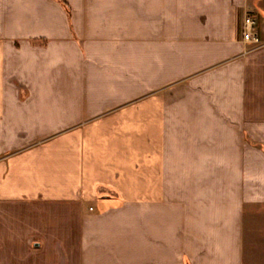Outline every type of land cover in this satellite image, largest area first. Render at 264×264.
<instances>
[{"label":"crops","instance_id":"1","mask_svg":"<svg viewBox=\"0 0 264 264\" xmlns=\"http://www.w3.org/2000/svg\"><path fill=\"white\" fill-rule=\"evenodd\" d=\"M64 2L0 0V264H264V0Z\"/></svg>","mask_w":264,"mask_h":264},{"label":"built area","instance_id":"2","mask_svg":"<svg viewBox=\"0 0 264 264\" xmlns=\"http://www.w3.org/2000/svg\"><path fill=\"white\" fill-rule=\"evenodd\" d=\"M242 25V40L245 43L260 45L261 38L257 29L256 17L252 13L247 12L244 16Z\"/></svg>","mask_w":264,"mask_h":264},{"label":"trees","instance_id":"3","mask_svg":"<svg viewBox=\"0 0 264 264\" xmlns=\"http://www.w3.org/2000/svg\"><path fill=\"white\" fill-rule=\"evenodd\" d=\"M66 8H67V11L69 10V7L67 6V4L64 2V0H59ZM69 13V12H68Z\"/></svg>","mask_w":264,"mask_h":264}]
</instances>
